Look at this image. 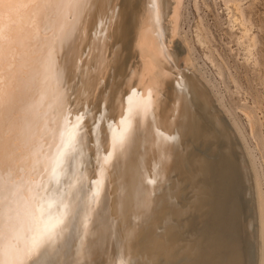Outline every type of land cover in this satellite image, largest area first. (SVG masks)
Listing matches in <instances>:
<instances>
[{
  "label": "bare ground",
  "instance_id": "1",
  "mask_svg": "<svg viewBox=\"0 0 264 264\" xmlns=\"http://www.w3.org/2000/svg\"><path fill=\"white\" fill-rule=\"evenodd\" d=\"M92 2L98 7L76 16L75 30L56 45L63 81L59 85L52 82L45 87L36 69V52L46 49L53 33H59L61 17L67 16L71 22L72 15L54 7L41 8L31 10L21 21L17 59L0 108L6 148L4 172L6 176L11 173L10 205L2 209L0 227L15 226L22 240L20 224L29 214L59 216L67 206L63 232L50 250L52 258L70 264L85 260L94 264L95 241L103 228L91 227L96 219L90 216L92 202L94 210L110 212L122 198L138 197L144 219L156 222L150 224L153 227L148 235L130 245L150 236L154 251L165 250L173 258L200 264H261L264 193L258 172L241 138L235 141L232 135L236 124L232 123L230 130L211 106L207 82L196 77L199 72L189 74L178 67L181 60L171 48L179 34L181 0H163V29L170 48L166 51L157 45L151 26L143 41H138L127 22H113L117 6L121 11L131 9L137 0ZM145 2L151 0H140L141 5ZM182 61V65L194 67L188 56ZM157 81L160 85L154 113L149 114L130 147L109 156L112 145L108 125L116 127L111 118L117 123L120 119L121 97L133 85L147 95ZM105 101L109 102L108 119L99 121L97 117L100 126L93 129V113L97 104ZM81 112L85 113L83 130L93 129L94 134L85 135L71 167L53 174L42 161L56 154L62 117L75 124ZM157 132L175 136L176 141L162 145ZM40 184L37 196L36 186ZM15 255V249H6L7 257ZM116 259L110 263L121 264L123 259Z\"/></svg>",
  "mask_w": 264,
  "mask_h": 264
},
{
  "label": "snow or ice",
  "instance_id": "2",
  "mask_svg": "<svg viewBox=\"0 0 264 264\" xmlns=\"http://www.w3.org/2000/svg\"><path fill=\"white\" fill-rule=\"evenodd\" d=\"M57 8L67 11L72 15L71 22L67 16L61 17V26L59 33H53V39L47 45L46 49L36 52L35 64L38 74L43 76L45 87L55 82L57 85L62 83L61 73L59 70V61L56 52V45L63 43L76 28L75 18L81 13L86 14L89 10L98 7L92 0H0V108L3 107V100L6 92V86L12 78L14 62L17 59L16 45L18 42L21 21L25 15L33 9ZM111 8V5H108ZM115 16L113 22L120 20L127 22L138 41H143L147 33L154 30L157 35V45L166 51V37L163 29L165 13L163 11V0H151L141 5L137 0L131 9L121 7L114 9ZM160 81H157L154 88H150L147 95L139 93L135 85L130 91L125 92L120 101V119L118 123L115 117H112L113 123L108 125L111 133L112 152L111 156L117 150L124 151L130 147L136 140L142 126L148 120L149 114L154 113L157 103V92L159 91ZM134 98H137L134 100ZM74 102V98L69 103ZM109 102L105 101L103 105L97 104L93 113V129L98 128L99 121L108 119L107 110ZM98 117V120H97ZM63 126L60 130V143L57 147L55 156L45 157L42 163L52 168L53 174L62 172L65 166L71 167L72 162L76 159L77 154L84 145L85 135L94 134L93 129L87 132L83 130L85 113L81 112L76 116L75 124H72L67 116H63ZM159 143L168 145L176 141L175 136H166L163 132H157ZM107 139V137H106ZM37 155V160H40ZM165 157L162 156L161 159ZM6 160L5 137L3 128V117L0 114V220L3 218V207L10 205L9 180L11 173L5 175L4 166ZM151 183V181H150ZM42 184L36 186L35 195L39 196V190ZM94 197L96 193H93ZM51 206V204L49 205ZM68 215L67 206L59 216L49 213L44 216L43 212L40 217L35 214H29L27 219L21 222L20 228L23 231V239L17 233L15 226L0 227V264H70L68 260L60 261L52 258L51 249L57 244L58 238L64 229V217ZM134 234H129V239H133ZM142 245L143 240L137 241ZM6 249H15L14 258L6 256ZM178 255V253L176 254ZM142 258L129 257L122 260L121 264H200L194 260H184L173 258L165 250L161 251H142ZM79 264V262H72ZM83 264H88L85 260ZM233 264H240L234 261ZM264 264V261L261 262Z\"/></svg>",
  "mask_w": 264,
  "mask_h": 264
},
{
  "label": "rangeland",
  "instance_id": "3",
  "mask_svg": "<svg viewBox=\"0 0 264 264\" xmlns=\"http://www.w3.org/2000/svg\"><path fill=\"white\" fill-rule=\"evenodd\" d=\"M178 24L177 37L180 40L176 37L178 41L175 39L171 48L179 57L182 55L181 59L178 57L181 60V63L178 61V67L185 68L189 74L195 72L196 75L199 72L198 75L201 76L196 77L207 82L205 84L210 89L211 106L217 110L230 130L234 127L239 133L236 135L234 132L232 135L235 141L241 138L240 143L243 142L248 151L246 148L245 150L250 153L264 193V0H181ZM180 46H183L182 49ZM187 56L193 61V68L182 65V59ZM232 123L236 125L231 127ZM124 199L119 200L117 207L110 212L99 211L96 207L94 213L92 202L90 216L92 218L95 215L96 219L91 227L100 226L99 230H106L101 229L102 235L95 241H102L96 245L103 247L96 246L94 256L97 257L94 264L98 261V264H111L116 258L119 261L127 260L132 255L140 258L142 251H154V241H151L150 236L143 240L144 248L140 244L130 245L133 240L148 235L153 227L150 224L154 225L156 220L144 219V213L140 210V198ZM130 233H137L139 236L129 239ZM107 247L112 249L108 251ZM125 251L128 254L123 253ZM121 252L126 255L120 254Z\"/></svg>",
  "mask_w": 264,
  "mask_h": 264
}]
</instances>
